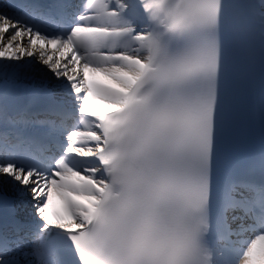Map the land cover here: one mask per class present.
Here are the masks:
<instances>
[{
	"label": "snow or ice",
	"instance_id": "6c2138e0",
	"mask_svg": "<svg viewBox=\"0 0 264 264\" xmlns=\"http://www.w3.org/2000/svg\"><path fill=\"white\" fill-rule=\"evenodd\" d=\"M0 125V264H264V0H0Z\"/></svg>",
	"mask_w": 264,
	"mask_h": 264
}]
</instances>
